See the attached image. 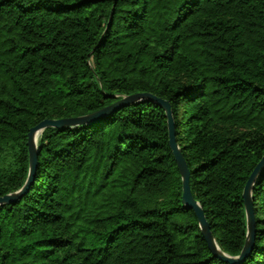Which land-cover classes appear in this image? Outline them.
Listing matches in <instances>:
<instances>
[{
  "label": "trees",
  "instance_id": "16d2710c",
  "mask_svg": "<svg viewBox=\"0 0 264 264\" xmlns=\"http://www.w3.org/2000/svg\"><path fill=\"white\" fill-rule=\"evenodd\" d=\"M224 254L247 236L242 193L264 157V0H0V264H230L214 257L169 146ZM264 264V167L252 192Z\"/></svg>",
  "mask_w": 264,
  "mask_h": 264
},
{
  "label": "water",
  "instance_id": "95a60500",
  "mask_svg": "<svg viewBox=\"0 0 264 264\" xmlns=\"http://www.w3.org/2000/svg\"><path fill=\"white\" fill-rule=\"evenodd\" d=\"M135 102H152L160 106L164 111L167 118V127H168V136H169V146L172 150L175 162L177 164V168L180 173L181 183H182V203L187 210H193L197 221L199 223V228L201 230L202 236L206 241L208 248L210 249L211 253L214 257L221 259L225 262L230 264H239L244 261L248 255L251 253L254 240H255V214L253 209V202H252V192L255 180L261 170L264 167V157L261 161L257 164L253 172L251 173L249 179L247 180L245 187L243 189L242 198H243V205L245 210V216L247 221V236L246 242L243 249L240 252L238 257H230L219 249L217 246L211 232L209 224L205 218V215L199 205L196 202L191 194L190 190V173L185 162V159L182 155L180 148L178 147L175 141V134H174V121L172 118L171 107L168 102L163 101L155 96L150 94H136L130 97L123 98L118 105H130ZM114 106L106 108L101 112L95 113L88 117L77 118V119H70L64 121H48L45 120L39 123L37 126L32 128L28 133V152H29V173L26 179L24 186L21 188L20 191L14 194L6 195L0 198V206L11 204L16 199L21 198L25 193L28 192L30 186L33 183L35 171L37 167V140L40 135L48 128H57L61 126H76L79 124H83L90 120L91 118L99 117L100 115L105 114L109 110H111Z\"/></svg>",
  "mask_w": 264,
  "mask_h": 264
}]
</instances>
